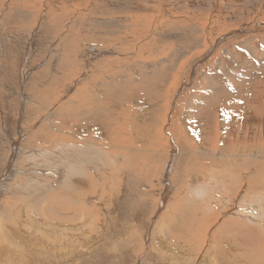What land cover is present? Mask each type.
<instances>
[{"label":"rangeland","instance_id":"374dc122","mask_svg":"<svg viewBox=\"0 0 264 264\" xmlns=\"http://www.w3.org/2000/svg\"><path fill=\"white\" fill-rule=\"evenodd\" d=\"M125 1L129 0H0V40L7 47L4 51L10 50L8 61L4 57L0 58V183L3 181V185L0 186V210L5 205H10L8 199L11 198L8 193L10 191L14 192L11 201L15 204L21 203V200L24 201L30 195L35 179L33 167L37 165L30 163L29 156L27 157L25 153L51 151L61 139L63 123L66 122L64 112L66 101L65 98L63 101L59 99L75 80L73 93L76 87L83 83L87 86L80 87L82 90L94 88L96 90L94 91L101 93L103 97L109 92L118 94L116 89L120 88L123 99H128L129 95L130 102L127 105L131 104L139 111V114L135 115L139 116V120L147 117L144 113L147 109H153L151 105L162 107L163 113L158 116L161 127L155 126L146 133L142 132L144 133L142 140L137 138L135 127L132 134L134 137L125 136L123 133L121 138L117 136L112 140L114 143L117 141L115 146L119 145L114 152L124 154L126 161L130 162L129 167H134L140 177L143 176L147 188L155 192L160 188L159 180L165 165L163 152H168L170 156L168 161L171 164L167 165L169 169L164 175L167 195L161 198L160 212L166 208L163 204L166 196L170 198L169 187L173 171L174 180L178 181L183 177L186 186H189L195 182L194 178L197 175L201 178L203 176L204 179V173L209 169L212 170V175L221 176V171L215 169L220 165L226 167L221 154L223 156L239 152L233 144L242 145L240 141L242 137L237 134L238 127L235 126L239 120L238 115L230 113L232 116L226 114L228 118L225 116L222 118L221 113L219 114L222 143L221 150H217L214 149V145L219 129L215 126L217 121L215 117L212 118V113L218 109L220 102L242 105L246 107L244 109L264 105V0H130L133 3L129 5H126ZM126 7L128 8L125 9ZM166 46L176 49L177 53L174 52V55L177 56L170 57L171 61L166 60L165 55L158 54L160 52L158 49ZM145 50L148 54L156 52L159 57L161 56L158 59L161 62L157 61V64L163 66L161 69L165 66H176L175 74L182 75L179 76L177 83L173 84V79L169 80L170 82H163L164 78H157L156 83H147L146 78L151 76L149 74L162 70L160 66L158 67L160 71L152 69L153 61L158 57L153 54L148 63L144 57L147 55ZM11 51L15 54L11 55ZM20 78L21 82H18ZM117 78L119 82L116 81ZM158 80L159 84L165 85V90H168L166 95L165 90L163 95L161 92L156 93ZM16 82L17 85L20 83V94L17 85H14ZM91 92L93 93V90ZM21 100L26 102L25 110L30 113L29 116L25 117L26 113L21 114ZM113 101L116 102L117 108L114 106L111 112L117 110L120 104L127 100L111 96L110 103ZM50 107L51 114H48ZM102 108L105 109L106 106ZM105 112H100V120L107 117ZM214 115L216 116V112ZM205 121H209L211 126L205 124ZM114 127L115 123L110 122V131H114ZM155 131H158L159 138L156 137ZM14 142L20 147L19 155L17 149L12 148ZM181 144L188 148V154L184 156L187 158H184L185 164L180 158L176 160L179 154L177 152L181 151ZM155 150L159 151L157 152L159 154L162 152L160 159L158 154L155 155ZM210 151L211 154L216 153L215 156L211 155ZM14 168L16 171L12 173V178L9 175ZM24 170L26 173H21L25 172ZM195 170L200 173L195 175ZM20 185L27 189L19 190ZM183 185L175 183V188L179 191L184 190ZM153 202L152 200L151 206ZM185 210V214L180 217L189 222L185 226L188 231L194 222L190 213L192 209L188 207ZM6 215L9 216L10 213ZM150 217L151 214L144 219L145 226ZM179 225L182 226V223ZM223 226L225 225L217 229L226 228L222 234L226 239L225 246L241 239V236L235 235L237 227ZM139 238L140 242L137 240L138 243L131 244V249L130 247L128 249L129 254L131 253L130 264H134V261L144 262L145 255H141L144 238L142 233ZM187 244L188 239H184L183 245ZM249 246L257 253L264 249L261 239L251 242ZM179 256L181 257L180 253H177V257ZM145 259L147 260V257Z\"/></svg>","mask_w":264,"mask_h":264},{"label":"bare ground","instance_id":"6f19581e","mask_svg":"<svg viewBox=\"0 0 264 264\" xmlns=\"http://www.w3.org/2000/svg\"><path fill=\"white\" fill-rule=\"evenodd\" d=\"M129 1H125L127 2L126 5L133 3ZM119 22L121 24V20ZM2 42L0 40V58L4 57L8 61L10 50L4 51L7 47ZM63 46L65 47V45ZM162 47H164L163 44ZM148 49L147 51H149ZM46 50L44 49V51ZM158 50L160 51L158 54L165 55L164 57L168 61H171L170 57L177 56L174 55L176 49L171 48V46L170 48L166 46ZM2 53L6 56H3ZM12 54L15 53L11 51ZM18 54L20 55V53ZM149 54L147 52V55L144 56L148 63H150L149 60H151L153 54L158 57L155 59L156 62L153 61L152 69L159 70L160 65L157 63L161 62L158 60L161 56L159 57L156 52ZM12 65L14 64L12 63ZM143 65L141 64V66ZM162 67L160 66V69ZM175 69L176 66H165L161 69V72H153V74L149 72L151 74H148L151 76H146V81H148L147 83H156L157 78H164L163 82L173 79V84H175L180 76L175 74ZM145 70L148 69L145 67ZM19 80L18 82H21V78ZM75 81L70 84L64 96L59 99L63 101L65 98L64 101H66L64 109L66 122L63 123L64 131L61 139L51 151H28L25 153L27 157L29 156L28 161L37 165V167H33L35 179L30 195L24 201L21 200V203L15 204L11 201L14 198L12 195L14 192L10 191L8 192L11 196V198H8L10 205L7 204L0 210V264H130L131 253L129 254L128 249L131 244L134 245L137 240L139 241L141 233L144 236L141 248V255H145L143 257L144 262L134 261V264H264V249L261 253H257L249 246L251 242L259 239L262 240L264 246V157H262L264 155V105L244 109L245 106H236L231 102L219 103L218 109L212 113V118H216L215 126L218 129L221 125L220 113L222 118L226 114L232 116L230 113L235 114V116L238 115L237 119L239 120L234 124L238 127L237 134L242 137V140H240L242 145L239 146V143L233 144L240 153L231 152L229 155L223 154V156L221 154L226 167L220 165V167L212 168L221 171V176L212 175L213 172L209 169L204 173V179L203 176L201 178L197 175L194 178L195 182L189 186H186L183 177L179 178L178 181L174 180L173 176L175 174H173V171L171 187H169L171 195L169 194L170 198L166 196L165 201H163L166 208L160 212L161 198L163 195H167L164 175L165 171L169 169L167 165L171 164L168 161L170 157L168 152H163L165 153V165L162 169V177L159 180L160 188L155 192L147 188L142 179L143 176L140 177L134 167H129V160L126 161L124 154H119L118 151V153L114 152L115 149L119 148V145L115 146L117 141L114 143L112 140L117 136L121 138L120 136H123V133L125 136H131L134 127L136 129L134 132L138 133L137 138L142 140L144 133L161 124L158 116L163 113L162 107L151 105L150 107L153 109H147V112L144 113L147 117L141 119L144 121L142 122L139 120V116H135L139 114V111L134 109L133 105H127L130 102L128 100L130 99L129 95L127 96L128 99H123L120 88L116 89L118 94L113 92L111 94V92L105 90L109 94L103 97L101 93L95 92L94 88L82 90L81 88L87 86L83 83L77 86L73 93ZM116 81H118V78ZM14 85H17V82ZM17 87L18 94H20V83ZM164 87L165 85L159 84L158 80L156 87L158 92L156 93L161 92L163 95L166 91L164 94L166 95L168 90H165ZM90 90H93V93ZM69 93L70 96H68ZM136 94L134 95L136 96ZM111 96L114 98L117 96V99L127 101L120 104L121 106L117 110L111 112L114 106L117 108L116 102L110 103ZM21 101V114L26 113L25 117L29 116L30 113L25 110L26 102ZM216 104L217 102H215ZM104 105L106 106L105 109L102 108ZM135 105L138 104L135 103ZM222 107L223 109H221ZM50 110L51 107L48 109V114H51ZM103 111H106L107 117L105 120H100V112ZM215 112L216 116L214 115ZM44 115H46V112ZM165 119H167L166 115ZM110 122L115 123L114 131L109 129ZM205 122L207 125L210 124L209 121ZM220 130L217 138L215 136L214 149L217 150L220 149V143H222L220 142L222 138ZM155 133H157V136H155L158 137V131H155ZM161 134L159 133L160 136H162ZM232 136L235 137V135ZM151 143L153 144V142ZM151 146L150 148H152ZM12 148L17 149L15 150L18 151V155L21 154L17 143L14 142ZM130 149H132V146ZM187 150V146L182 145L181 151L177 152L179 154L176 160L180 158L185 164L184 156L188 154ZM154 152L155 155L158 154L159 159L162 157L161 151L160 154L157 153L159 152L157 150ZM211 152L209 153L211 154ZM215 154L211 155L215 156ZM130 161L132 160L130 159ZM127 164L128 166H126ZM15 171L16 168L11 169L9 176ZM21 173H26V171ZM198 173L200 172L195 170L194 174ZM2 182L0 186L3 185ZM175 183H178L179 186L180 183L184 184L183 186L187 190L184 188V190L180 189L179 191L175 188ZM22 188L24 191L27 189V187L20 185L19 190ZM152 200L154 202L151 206ZM188 207L190 210L192 209L190 213L194 223L191 225V230L187 231L185 226L189 222L185 221L186 219L183 220L180 215H184L185 209H188ZM7 213H10V215H6ZM149 214H151V217L145 226L144 219ZM180 222L182 226L179 225ZM222 225H225L223 227H227V225L237 227L234 232H236V237L241 236V239L236 242L232 241L230 245L225 246L226 239L222 234L226 228L224 230L223 228L221 230L217 229L218 227L221 228ZM184 239H188L187 245H183ZM193 242H196V244ZM134 251L136 252L135 249ZM177 253H180L181 257H177ZM182 261H185V263H182Z\"/></svg>","mask_w":264,"mask_h":264}]
</instances>
